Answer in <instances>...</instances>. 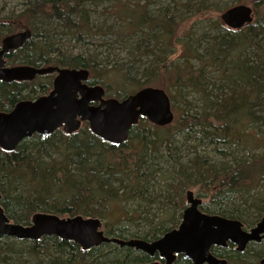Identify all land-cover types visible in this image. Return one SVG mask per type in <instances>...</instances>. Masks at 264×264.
I'll use <instances>...</instances> for the list:
<instances>
[{"label":"trees","instance_id":"1","mask_svg":"<svg viewBox=\"0 0 264 264\" xmlns=\"http://www.w3.org/2000/svg\"><path fill=\"white\" fill-rule=\"evenodd\" d=\"M96 1L25 0L16 16H9L0 6V42L19 28L31 31L23 46L5 56L7 64L86 68L90 85L109 87L113 76L121 79V85L136 87L133 92L143 85L155 84L162 73L167 75L169 99L174 107L182 109V116L173 126H157L140 116L127 140L118 145L95 136L84 122L73 133L58 128L44 137L34 133L12 151L0 148V206L5 215L23 225H29L37 212L94 217L103 221L106 236L152 241L172 229L173 211L149 230L139 232L128 230L124 222L140 220L144 210L135 217V210L125 208L128 203L140 201L148 205L153 201L156 179L163 176L162 170L169 169L172 182L191 178L189 184L196 187V195L207 201L206 207L201 206L203 212L238 219L245 227L258 221L264 215V149L249 156L235 154L259 149L264 143L256 131L259 119H264V14L256 11L253 21L239 29H231L216 19L204 34L189 32L187 41L182 42L181 54L176 61L167 63L175 50L172 39L183 8L187 7L188 12L198 6L206 10L207 1H175L173 7H162L156 14L147 12L146 4L134 8L120 5L121 21L130 20L122 36L131 39L136 32L129 43L136 72L144 79L139 82L130 81V70L122 66L99 68L96 53L73 51L72 39L89 43L92 30L87 27L85 5ZM263 2L257 0L254 4ZM102 33L101 29L94 32ZM59 37L67 41L59 43ZM52 78L45 74L30 81H0V111H10L17 102L46 93ZM186 95L194 96L200 104H189L188 100L182 104ZM176 138H180L178 144ZM181 146L195 153L185 159V164L178 156ZM201 146L212 147L228 160L216 162L196 154ZM171 184L167 186L173 189ZM183 206L179 197L175 213L181 216ZM0 241V264H10L11 258V264H25L30 259L35 264H142L159 259L157 254L151 257L111 242L83 250L74 241L54 235L38 240L0 236ZM259 245L262 244H252ZM211 251L226 257L223 250ZM245 251L231 260L242 261L239 257L246 256ZM256 253L250 256L252 262H242L255 264L264 247ZM174 264H187V260Z\"/></svg>","mask_w":264,"mask_h":264},{"label":"water","instance_id":"2","mask_svg":"<svg viewBox=\"0 0 264 264\" xmlns=\"http://www.w3.org/2000/svg\"><path fill=\"white\" fill-rule=\"evenodd\" d=\"M220 20L231 29H239L253 21V9L238 4L224 10ZM31 37L25 29L4 36L0 42V81H30L36 76L55 74L51 90L33 100H21L10 111H0V148L12 151L25 138L34 133L48 136L61 128L66 133L77 131L87 122L90 131L110 144H121L128 138L132 125L140 116L157 126L172 122L170 99L163 88L146 86L122 99L104 98L103 86L88 85L86 68L59 66L8 65L5 56L23 46ZM1 197V195H0ZM187 207L183 210L177 228L165 232L158 239H122L106 236L98 218L81 215L61 217L53 213L37 212L30 224L12 222L0 206V236L16 239L38 240L54 235L77 243L86 250L102 243H115L163 259V264H173L176 255L182 254L192 264H226L210 252L212 245H236L239 252L250 241L264 239V215L248 231L242 229L238 219L219 214H208L199 209L201 199L192 190L186 191ZM149 264H161L158 260ZM257 264H264V257Z\"/></svg>","mask_w":264,"mask_h":264},{"label":"rangeland","instance_id":"3","mask_svg":"<svg viewBox=\"0 0 264 264\" xmlns=\"http://www.w3.org/2000/svg\"><path fill=\"white\" fill-rule=\"evenodd\" d=\"M183 2L185 0H98L96 1V4H86L85 8L87 10V27L91 28V36L87 38L89 43H76L75 40H71L70 44L73 46V51H83L84 53L87 54H92L96 53L97 59L100 62L99 68L101 69H113L117 66H122L124 69H129V78H131L130 81L134 80H139V82H143L144 79H142L141 73L137 71L135 68L136 61H132L130 52L132 49V43H129V40L135 38L134 34H132L131 39L130 37L127 38L126 36L123 37L122 35L124 34V25L127 22H130V20H126L123 18L121 21L120 15L123 13L122 7L121 6H128L130 8H134V6L138 5H144L146 4V11L149 12L150 14H156L158 9L162 7H173L174 2ZM208 8L206 10L200 8V6L195 7V8H190L192 9L191 12L187 11V7L183 8V11L181 13L180 19L177 23V29H176V34L173 37V42L172 47L174 50L173 54L168 58V62H174L176 61L175 59L181 54V51L183 49V44L182 42L187 41V36L189 35V32L194 33V35L198 36L200 34H204L209 30L211 27L212 23L218 19L220 22V15L221 13L238 4H245L250 6L253 9V19L255 18V13L258 11L260 14H264V2L263 5H258L256 6L254 3L257 0H206ZM264 1V0H263ZM25 4V0H0V6H4L6 10V14H9V16H16L20 10L23 8ZM121 5V6H120ZM226 8H223L225 7ZM199 12L197 13V11ZM204 10V11H203ZM193 11V12H192ZM223 23V22H222ZM224 24V23H223ZM22 28H19L16 32L21 31ZM101 29L103 32L101 35L94 34L95 30ZM193 30V31H192ZM211 32V31H209ZM208 32V33H209ZM119 36H122L121 38ZM128 39V40H126ZM59 43L67 41L66 38L59 37ZM178 41V43H176ZM103 44V45H102ZM100 45H102L100 47ZM88 50V52H87ZM198 52H201V47L199 46ZM144 60V59H143ZM15 65H20V64H15ZM130 67V68H129ZM65 68V67H64ZM136 69V70H135ZM161 75L157 77V82L155 84H146L143 85V87L146 86H153V87H158V88H163L166 92L167 90L165 89V82H167V75H164L160 73ZM55 76V75H54ZM111 84L104 85L105 91H106V97H115V98H120V95L124 94H132L134 93L133 90L136 87H131V86H126V85H121V79L118 77H113L111 76L110 78ZM107 87V88H106ZM138 87H140L138 85ZM141 87V88H143ZM139 88V89H141ZM137 89V90H139ZM51 88L44 94H47ZM120 90V91H119ZM127 90L129 92H127ZM136 90V91H137ZM168 93V92H167ZM119 94V95H118ZM169 95V93L167 94ZM125 97V96H124ZM186 100V101H185ZM187 100L189 104H196L199 105L200 103L196 100L194 96H188L187 95L184 97V100L181 99V103H186ZM171 110L173 112V120L170 124L173 126L177 120H179V117L182 116V109L174 107L172 105L171 101ZM182 106V104L177 103ZM259 119V118H258ZM259 121L261 122L258 127L256 126V131L258 134H261V138H263L264 141V119L260 118ZM82 126V125H81ZM176 144L180 142V138H176ZM182 148V149H181ZM178 156L182 157L180 160L185 164L186 160L194 156L195 153L192 152V150H189L188 147H183L181 146ZM264 149V143L262 144V147L259 149L255 150H246V151H236L237 153L235 154L236 156H249L250 154H256V150H261ZM221 149V146L219 147ZM196 154H201V155H206L208 157H211L213 160L216 162L220 161H227L228 158L222 157L217 153L216 151L213 150L212 147H199L196 149ZM186 159V160H185ZM168 171L171 172L169 169L162 170L163 176L160 174L158 178L156 179V192L153 194V201L147 202L148 205L138 201L135 203H128L126 205L125 210L131 211L135 210V217L137 216V212L142 211L141 214V219L136 220V221H126L124 222V225L128 230H136L139 232H145L146 230H149L150 226H155L156 224L160 223L164 218L167 217V214L173 211V221L174 225L173 228H177L182 215L180 216V212L174 211L175 209V202H177V199L181 197L184 201V206L183 209L181 210V214L183 213V210L187 207V201H186V191L187 190H192L194 193V196L197 198L201 199V205L199 206V209L201 210V206L206 207V199L201 198L196 195V187L191 186L189 183L191 181V178L187 182L183 179L181 180L182 183H178V180L175 179L174 182L171 176H168ZM190 173L187 172V175ZM172 183V184H171ZM187 183V184H186ZM168 184H171L175 186L173 189L169 188L167 186ZM178 184V185H177ZM177 185V186H176ZM202 211V210H201ZM212 214V213H208ZM180 216V217H179ZM103 223V221L101 220ZM257 222V221H256ZM256 222H253L250 227H253ZM103 227V226H102ZM127 239L132 238L131 236H126ZM16 239V238H15ZM20 240V239H17ZM5 241V240H2ZM9 242H13L12 240H7ZM1 243V241H0ZM262 245L259 246H249L245 252H247L246 256H240L239 258L242 259L243 262H246L245 260H251L250 256L252 254H255L256 252L261 253L263 251L264 247V242L261 243ZM261 250V251H259ZM256 253V254H259ZM261 257H264V253H261ZM260 257V258H261ZM23 260H25V256L22 257ZM9 263H13V259L11 258L8 260ZM242 261L236 262L235 260L232 261V264H244ZM149 262H145L142 264H149ZM160 263H163L160 261ZM25 264H35L34 260H28L25 262ZM256 264V262H255Z\"/></svg>","mask_w":264,"mask_h":264},{"label":"flooded vegetation","instance_id":"4","mask_svg":"<svg viewBox=\"0 0 264 264\" xmlns=\"http://www.w3.org/2000/svg\"><path fill=\"white\" fill-rule=\"evenodd\" d=\"M64 68V67H63ZM50 75H52L53 77H54V75L55 74H50ZM88 78H89V75H88ZM52 80H53V78H52ZM88 85H90L89 84V81L87 80V82H86ZM94 85H96V84H94ZM100 85V84H99ZM102 86V85H101ZM51 88H52V84H51ZM103 88H104V86H103ZM104 91H105V88H104ZM41 96V95H40ZM39 97V96H38ZM104 98H110V97H106V91H105V95H104ZM115 98V97H114ZM124 98V97H123ZM36 99V98H35ZM117 99H122V98H117ZM206 213V212H205ZM222 216V215H221ZM225 217V216H224ZM227 218H229V217H227ZM256 224V223H255ZM251 228V227H250ZM249 227H245V225L242 223V229L243 230H245V231H248L249 229H250ZM264 242V239L261 241V242H258V243H256V242H254V241H250V242H248L247 243V245H246V249L249 247V246H252V244H261V243H263ZM214 248H216L217 250H220L221 252H223L224 251V254L226 255V257H224L223 255H217V254H215V253H213L212 251H211V249H214ZM245 249V250H246ZM223 250V251H222ZM244 250V251H245ZM243 251V252H244ZM210 252H211V254L213 255V256H215L216 258H219V259H225L226 260V264H232V260H231V258H233L234 259V255H236V254H239L240 252L239 251H237V249H236V245L235 244H233L232 242H230V241H227L226 242V244L223 246V245H212L211 246V248H210ZM183 258V259H185V260H187V264H192V261L191 260H189V259H186V258H184L183 257V255L182 254H178V255H176V258H175V260H174V262H173V264L174 263H176V262H180V261H183V259H181V257ZM159 258V257H158ZM261 258H263V257H261ZM261 258H259L257 261H256V264L259 262V260L261 259ZM156 260H158L159 262H160V260H163V259H161V258H159V259H156ZM161 264H163V263H161ZM203 264H209V263H203Z\"/></svg>","mask_w":264,"mask_h":264}]
</instances>
